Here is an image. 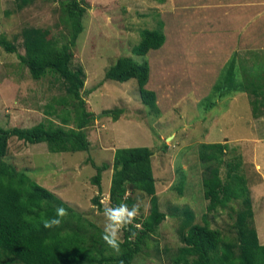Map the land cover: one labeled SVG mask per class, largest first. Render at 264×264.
<instances>
[{
    "label": "rangeland",
    "instance_id": "1",
    "mask_svg": "<svg viewBox=\"0 0 264 264\" xmlns=\"http://www.w3.org/2000/svg\"><path fill=\"white\" fill-rule=\"evenodd\" d=\"M85 1L90 7L83 13V30L72 48L71 66L83 68L85 82L81 92L85 106L97 115L86 126L89 149L50 152L45 142L29 144L12 136L3 160L104 229V211L91 201L98 188L90 181L96 171L88 160L93 159L97 165L103 162L111 165L116 148L149 147L153 151L155 196L165 218L156 233L146 239L132 264H173L183 245L180 226L187 211L193 214L192 222L203 223L206 218L209 226L219 229L224 237L236 238V214L243 207L242 200H232L224 207L208 211L202 186L206 164L198 156L202 143H226L228 149L219 164L220 176L226 179V161L238 155L239 172L246 179L253 210L249 224L264 244V113L252 114L253 96L237 91L214 98L209 107V101L213 100L201 102L198 99L201 96L195 98L198 90L190 88V83L172 84L184 60L177 51L160 47L149 50L145 56L132 54L142 31L157 27V0ZM27 28L41 29L46 33V42L56 45L66 42L70 33L60 0H30L27 4L0 0V36L13 42L19 54H24L22 31ZM170 33L165 29L167 38ZM17 53L6 52L0 46V126L30 127L40 121L60 124L55 113L62 106L53 98L66 95L62 79L52 73L32 78ZM238 54V77L247 80L248 75L256 73L255 69L251 73L253 66L264 63V49L243 50ZM120 56L148 61L146 86L156 93L158 110L141 101L135 78L124 82L104 78L106 69ZM75 104L71 101L65 107L72 115ZM117 108L123 110L117 120L102 114L104 110ZM47 110L52 113L46 114ZM73 125L70 121L67 126ZM112 173L111 167L101 173L100 203L104 209L110 207ZM128 188L133 202L129 209L133 205L139 208L133 223L141 227L137 221L149 214L151 196ZM122 233L123 229L118 233L119 239Z\"/></svg>",
    "mask_w": 264,
    "mask_h": 264
},
{
    "label": "trees",
    "instance_id": "2",
    "mask_svg": "<svg viewBox=\"0 0 264 264\" xmlns=\"http://www.w3.org/2000/svg\"><path fill=\"white\" fill-rule=\"evenodd\" d=\"M20 1L27 4L30 0ZM60 3L70 28L66 42L58 45L48 43L46 33L41 29L27 28L22 31L24 54H19L13 42L0 36V46L6 52L17 53L32 78L56 74L62 79L66 91V95L53 98L57 105L62 106L60 112H53L60 124L40 121L30 127L0 126V264H132L146 239L156 233L165 218L155 196L151 164L153 151L149 147L116 148L111 165L107 162L97 165L93 159L88 160L96 171L90 181L98 188L91 201L100 211H104L100 203L101 173L110 167L113 170L108 197L110 207L120 203L128 207L133 204L127 194L128 187L151 196L149 214L137 221L141 227L132 223L122 228L119 253L102 239L103 229L68 206L54 192L3 160L8 139L12 136L29 144L45 142L50 152L86 151L90 147L86 126L97 115L85 106L81 92L85 82L83 68L74 69L71 66L72 48L83 30V13L90 6L85 0H60ZM164 40L163 22L158 20L156 28L142 31L140 42L132 47V54L145 56L150 49L161 47ZM238 53L236 51L231 55L209 95L201 102L212 99L207 104L211 107L216 97L246 91L253 96L252 114L258 116L264 113V63L253 66L251 73L254 69L256 73L244 80L238 77ZM148 76V61L137 62L131 56L118 57L104 73L106 80L124 82L135 78L141 101L156 110V94L145 86ZM71 101L76 102L73 115L70 109L65 108ZM122 112L121 108H117L104 110L102 114L117 120ZM51 113L46 111V114ZM70 121L73 126H67ZM227 149L226 143H202L198 156L206 164L202 186L204 197L208 200L207 210L224 207L232 200H242L243 207L236 214V238L224 237L219 229L209 226L206 218L203 223L192 222L193 214L187 211L186 220L180 226L183 245L173 264H264V244L259 242L257 231L248 220L253 210L246 179L239 172L241 161L238 155L226 161V179L220 176L221 156ZM58 206L64 207L67 215L60 226L45 228L43 221L54 218Z\"/></svg>",
    "mask_w": 264,
    "mask_h": 264
},
{
    "label": "crops",
    "instance_id": "3",
    "mask_svg": "<svg viewBox=\"0 0 264 264\" xmlns=\"http://www.w3.org/2000/svg\"><path fill=\"white\" fill-rule=\"evenodd\" d=\"M155 8L163 22L161 48L184 59L172 84L190 83L195 98L209 93L234 52L264 49V0H164Z\"/></svg>",
    "mask_w": 264,
    "mask_h": 264
},
{
    "label": "clouds",
    "instance_id": "4",
    "mask_svg": "<svg viewBox=\"0 0 264 264\" xmlns=\"http://www.w3.org/2000/svg\"><path fill=\"white\" fill-rule=\"evenodd\" d=\"M139 214V208L133 205L129 209L125 203H120L116 207H106L103 215L105 217V225L103 229L102 239L105 243L114 249L117 253L120 251V243L118 233L125 225H131ZM67 215L64 207L58 206L56 209V216L50 220L43 221L45 228L58 227L62 223L63 217ZM139 227V225H136Z\"/></svg>",
    "mask_w": 264,
    "mask_h": 264
}]
</instances>
